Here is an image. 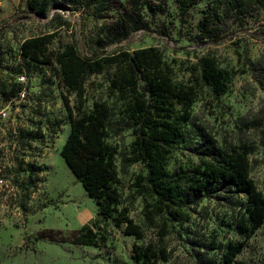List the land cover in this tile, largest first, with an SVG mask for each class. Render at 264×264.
Masks as SVG:
<instances>
[{"label": "rangeland", "instance_id": "374dc122", "mask_svg": "<svg viewBox=\"0 0 264 264\" xmlns=\"http://www.w3.org/2000/svg\"><path fill=\"white\" fill-rule=\"evenodd\" d=\"M179 1L52 0L48 14L38 16L27 0H0V264H137L135 244L165 248L168 261L157 264H223L228 245L244 240L236 224L246 198L220 185L203 198L185 199L181 216L170 211L158 216L155 225L147 223L144 211L152 198L137 186L146 169L129 161L133 130L124 116L125 101L110 90L113 67L87 79L86 109L104 102L112 110L108 142L117 150L119 209L128 210L144 238L128 236L124 227L102 218L61 157L71 124L60 67L55 62L38 65L21 55L27 39L44 35L53 36L49 50L55 56L68 45L83 57L156 47L182 84L191 80L193 67L213 57L230 74V87L222 96L200 88L168 172L191 192L190 181L208 159L207 139L212 138L227 151L251 149L250 175L264 193V6L252 5L240 15L229 0H198L183 12ZM125 11L142 19V26L128 39L113 42L109 32ZM202 31H216V37L202 39ZM68 96L74 106L76 96ZM86 225L106 242L75 244ZM233 264H264V224L245 241Z\"/></svg>", "mask_w": 264, "mask_h": 264}, {"label": "trees", "instance_id": "16d2710c", "mask_svg": "<svg viewBox=\"0 0 264 264\" xmlns=\"http://www.w3.org/2000/svg\"><path fill=\"white\" fill-rule=\"evenodd\" d=\"M198 0H180L183 12H187ZM52 0H27L28 8L38 16H45L52 7ZM231 10L240 15L248 13L252 5L264 6V0H229ZM152 10V9H151ZM154 14L157 11H153ZM132 13H122L114 30L113 42L126 40L142 26V19H133ZM208 29V26H204ZM213 30V29H210ZM216 31H202V39L216 37ZM52 35L27 39L21 46L24 59L38 65L60 67L61 81L68 95H75L73 106L70 96L63 103L71 124L70 134L62 148L61 157L88 196L99 207V215L111 220L116 228L124 227L128 236L137 240L144 238L142 228L128 215L126 208L119 209L120 195L117 150L108 142V124L112 110L107 103L96 102L91 110L86 109V82L95 74L108 68L115 69L110 90L125 101L124 116L131 123L134 141L131 145L130 162L141 163L145 176H139L137 186L148 193L152 201L145 206V219L155 225L156 218L171 211L181 216L185 199L198 200L206 196L214 186L228 187L243 195L246 201L238 221L237 232L242 242H231L223 255V264H233L249 240L264 224V193L251 178V149L239 146L232 151L220 148L208 138L211 145L209 157L196 170V178L190 181L186 192L179 182L173 181L168 172L172 149L185 138L186 125L192 118V109L199 99V90L207 86L217 96L227 93L231 76L218 67L213 57H206L200 65L192 68L187 84L177 83L173 68L156 47L119 51L112 55L83 57L68 45L56 56L49 48ZM166 225L161 230V241L166 237ZM106 237L84 226L74 239L83 246H100ZM133 260L137 264H157L168 261L165 248L153 244L133 246Z\"/></svg>", "mask_w": 264, "mask_h": 264}]
</instances>
